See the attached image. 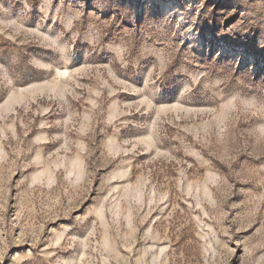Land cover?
<instances>
[{
    "label": "rangeland",
    "instance_id": "1",
    "mask_svg": "<svg viewBox=\"0 0 264 264\" xmlns=\"http://www.w3.org/2000/svg\"><path fill=\"white\" fill-rule=\"evenodd\" d=\"M0 264H264V0H0Z\"/></svg>",
    "mask_w": 264,
    "mask_h": 264
}]
</instances>
